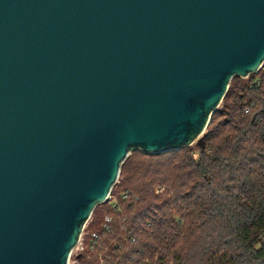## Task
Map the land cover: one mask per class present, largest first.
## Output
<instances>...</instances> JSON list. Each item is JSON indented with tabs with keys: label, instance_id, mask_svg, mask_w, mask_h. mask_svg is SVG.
Listing matches in <instances>:
<instances>
[{
	"label": "water",
	"instance_id": "water-1",
	"mask_svg": "<svg viewBox=\"0 0 264 264\" xmlns=\"http://www.w3.org/2000/svg\"><path fill=\"white\" fill-rule=\"evenodd\" d=\"M264 65V0H0V264H70L133 151L199 143Z\"/></svg>",
	"mask_w": 264,
	"mask_h": 264
},
{
	"label": "trees",
	"instance_id": "trees-1",
	"mask_svg": "<svg viewBox=\"0 0 264 264\" xmlns=\"http://www.w3.org/2000/svg\"><path fill=\"white\" fill-rule=\"evenodd\" d=\"M119 180L74 264H264V65L232 80L204 147L135 151Z\"/></svg>",
	"mask_w": 264,
	"mask_h": 264
},
{
	"label": "built area",
	"instance_id": "built-area-1",
	"mask_svg": "<svg viewBox=\"0 0 264 264\" xmlns=\"http://www.w3.org/2000/svg\"><path fill=\"white\" fill-rule=\"evenodd\" d=\"M125 197H128L127 193L125 194ZM112 198L113 197L110 195L108 201L112 200ZM111 222H112L111 217L110 216H105L104 223H103V228H104L105 231H110L112 229V223ZM97 236H98L97 233H93L92 234V242H91V247L92 248L94 246H96L95 240H96ZM84 237L85 236H84V231H83V233L81 235V238H80V241H79V243H78V245L76 247V253H78V252H80V251H82L84 249V247H85V239H84ZM75 262H76V260H75Z\"/></svg>",
	"mask_w": 264,
	"mask_h": 264
},
{
	"label": "rangeland",
	"instance_id": "rangeland-1",
	"mask_svg": "<svg viewBox=\"0 0 264 264\" xmlns=\"http://www.w3.org/2000/svg\"><path fill=\"white\" fill-rule=\"evenodd\" d=\"M244 81H247V78H242ZM222 105V104H221ZM221 107V106H220ZM196 144H199V143H194L193 145H196ZM193 145H191V146H193ZM200 145V144H199ZM136 151H138V150H136ZM133 152H135V151H133ZM132 152V153H133ZM142 152V151H141ZM171 151H169V152H166V154L167 153H170ZM131 153V154H132ZM162 154V153H161ZM163 154H165V153H163ZM139 165V162H137L136 164H135V168H134V172L135 173H137L138 175H139V173H140V171H139V169L137 168V166ZM118 181H119V183H120V180L118 179ZM103 212H105V210L103 209ZM100 213V210H99V212H98V214ZM97 214V215H98ZM84 233H85V229H84ZM76 253V249H75V251L73 252V255ZM100 259H103L102 258V256H100ZM75 263V260H73L72 258H71V260H70V264H74Z\"/></svg>",
	"mask_w": 264,
	"mask_h": 264
}]
</instances>
